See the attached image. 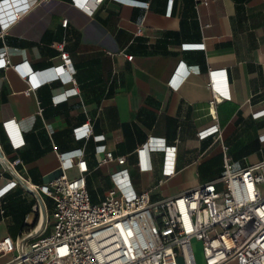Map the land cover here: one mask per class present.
Wrapping results in <instances>:
<instances>
[{
    "label": "crops",
    "instance_id": "1",
    "mask_svg": "<svg viewBox=\"0 0 264 264\" xmlns=\"http://www.w3.org/2000/svg\"><path fill=\"white\" fill-rule=\"evenodd\" d=\"M132 1L147 6L103 0L88 13L71 0H0V30L13 9L28 8L0 38L11 64L0 69V151L10 162L20 160L15 172L35 188L61 174L59 155L65 162L82 149L92 203L122 168L136 193L147 191L157 202L209 182L220 189L223 147L232 170L264 161V116L257 114L264 109V0ZM61 42L75 71L67 84L57 76ZM23 62L28 77L15 67ZM180 66L190 70L184 79ZM209 70L225 71L230 94L212 108ZM8 120L24 142L17 150L2 127ZM84 124L92 131L88 140L73 133ZM213 125L219 139L218 133L198 138ZM149 138L176 146L169 178L162 176L163 153L139 154ZM98 146L124 157V165L102 164ZM143 163L148 169H140ZM52 213V200L25 189L0 161V241L32 231L29 240L47 236Z\"/></svg>",
    "mask_w": 264,
    "mask_h": 264
},
{
    "label": "built area",
    "instance_id": "2",
    "mask_svg": "<svg viewBox=\"0 0 264 264\" xmlns=\"http://www.w3.org/2000/svg\"><path fill=\"white\" fill-rule=\"evenodd\" d=\"M103 0H71L73 5L91 13ZM132 7L147 4L132 0H115ZM83 6H80V5ZM28 8L12 10L11 20L3 25L0 38L8 26L20 20ZM67 26V20L62 22ZM140 33V30H138ZM61 60L58 78L64 84L74 82V69L65 43L56 45ZM6 52L0 53V69L10 66ZM25 75H31L28 65L18 64ZM197 72L196 70H192ZM184 79L190 70L179 67ZM225 71H208V86L212 98L210 108L218 101L230 97ZM75 90H68L70 95ZM65 94L63 95V97ZM264 116V109L257 113ZM13 150L23 146L18 126L8 120L2 124ZM218 126L198 133L199 139L218 133ZM81 139H90L89 124L73 130ZM219 133L216 139H219ZM264 139V136H261ZM101 142L103 136L92 137ZM104 154L102 164L115 160L124 165V157H114L104 146L97 147ZM223 147L225 174L172 198L151 202L147 191L136 193L130 185L128 171L122 168L112 175L113 187L98 203H92L87 191L88 167L84 150L71 152L62 162L61 174L48 184L35 188L15 172L20 164L17 158L9 161L0 151V161L25 189L40 193L53 202L52 231L47 236L34 237V231L12 239L0 241L3 264H197L192 241L201 243L204 264H264V161L240 170H232L231 160ZM163 153L162 176L169 178L175 172L176 146L164 139L149 138L139 154ZM147 164L140 166L148 169ZM75 169L77 174L69 176ZM180 262V263H179Z\"/></svg>",
    "mask_w": 264,
    "mask_h": 264
},
{
    "label": "rangeland",
    "instance_id": "3",
    "mask_svg": "<svg viewBox=\"0 0 264 264\" xmlns=\"http://www.w3.org/2000/svg\"><path fill=\"white\" fill-rule=\"evenodd\" d=\"M192 246H193L194 254H195V257H196V261H199L200 258L202 257L201 243L193 240L192 241Z\"/></svg>",
    "mask_w": 264,
    "mask_h": 264
},
{
    "label": "snow or ice",
    "instance_id": "4",
    "mask_svg": "<svg viewBox=\"0 0 264 264\" xmlns=\"http://www.w3.org/2000/svg\"><path fill=\"white\" fill-rule=\"evenodd\" d=\"M80 6H83L82 4Z\"/></svg>",
    "mask_w": 264,
    "mask_h": 264
}]
</instances>
